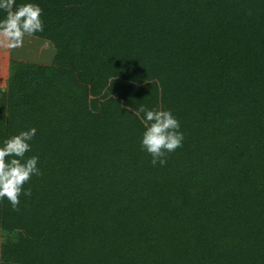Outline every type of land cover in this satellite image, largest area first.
<instances>
[{
    "label": "trees",
    "instance_id": "1",
    "mask_svg": "<svg viewBox=\"0 0 264 264\" xmlns=\"http://www.w3.org/2000/svg\"><path fill=\"white\" fill-rule=\"evenodd\" d=\"M29 2L53 57L11 59L0 147L35 128L41 175L0 264H264V0ZM141 106L180 123L164 166Z\"/></svg>",
    "mask_w": 264,
    "mask_h": 264
},
{
    "label": "clouds",
    "instance_id": "2",
    "mask_svg": "<svg viewBox=\"0 0 264 264\" xmlns=\"http://www.w3.org/2000/svg\"><path fill=\"white\" fill-rule=\"evenodd\" d=\"M0 10L6 17L0 20V46L18 49L25 38L44 30L42 9L34 3L16 5V0H0ZM144 113L142 122L146 131L142 136V147L152 157V164L166 165L167 157L183 146L184 135L180 123L170 111L148 110L141 106L134 114ZM37 130L32 128L6 139L0 147V201L5 198L14 211H19L20 196H31V189L24 190L33 176L41 175L37 167L39 157L25 159L31 151L30 141Z\"/></svg>",
    "mask_w": 264,
    "mask_h": 264
},
{
    "label": "rangeland",
    "instance_id": "3",
    "mask_svg": "<svg viewBox=\"0 0 264 264\" xmlns=\"http://www.w3.org/2000/svg\"><path fill=\"white\" fill-rule=\"evenodd\" d=\"M23 48L26 52L23 51ZM37 49L38 51L41 50L42 52L35 53L37 52ZM34 53L36 55L38 54V57L39 55H41L43 58L33 60L35 59L33 56ZM13 57H22L34 62H39L43 60L46 63H50V60H52L53 57V51H49L47 45L44 47V45L40 42L37 43V41L28 38H25L23 46L18 49L7 48L5 50H0V90L5 89L6 85L9 82L10 62Z\"/></svg>",
    "mask_w": 264,
    "mask_h": 264
}]
</instances>
